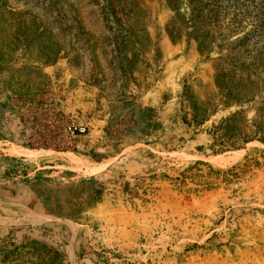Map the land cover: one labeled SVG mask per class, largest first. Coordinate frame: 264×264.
<instances>
[{"label": "rangeland", "instance_id": "1", "mask_svg": "<svg viewBox=\"0 0 264 264\" xmlns=\"http://www.w3.org/2000/svg\"><path fill=\"white\" fill-rule=\"evenodd\" d=\"M0 264H264V4L0 0Z\"/></svg>", "mask_w": 264, "mask_h": 264}, {"label": "built area", "instance_id": "2", "mask_svg": "<svg viewBox=\"0 0 264 264\" xmlns=\"http://www.w3.org/2000/svg\"><path fill=\"white\" fill-rule=\"evenodd\" d=\"M68 129H69L71 134L80 133V134H85V135H91L90 131L87 130L84 126H81V127H68Z\"/></svg>", "mask_w": 264, "mask_h": 264}, {"label": "trees", "instance_id": "3", "mask_svg": "<svg viewBox=\"0 0 264 264\" xmlns=\"http://www.w3.org/2000/svg\"><path fill=\"white\" fill-rule=\"evenodd\" d=\"M260 3H261V4H264V0H260Z\"/></svg>", "mask_w": 264, "mask_h": 264}]
</instances>
